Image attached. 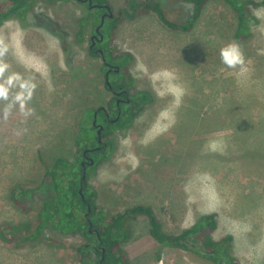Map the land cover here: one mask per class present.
Here are the masks:
<instances>
[{"label":"rangeland","instance_id":"1","mask_svg":"<svg viewBox=\"0 0 264 264\" xmlns=\"http://www.w3.org/2000/svg\"><path fill=\"white\" fill-rule=\"evenodd\" d=\"M109 1L113 11L124 4ZM162 2L173 20L192 9L180 0ZM85 7L38 0L27 26L15 20L0 26V84L7 88L0 98V229L35 222L43 194L16 202L12 188L37 187L55 157L73 158L79 118L110 98L101 57L90 55L86 39L75 34ZM251 13L252 35L240 42L233 38L235 15L220 1L206 4L187 32L169 28L154 12L118 25L113 46L133 54L134 84L154 99L128 129L108 136L111 154L87 181L107 214L149 205L168 233L215 212L214 235L233 236L240 263L264 264V6ZM232 44L243 53L235 67L221 56ZM21 92L23 109L16 100ZM126 223L128 264H212L158 245L145 216ZM84 241L51 228L30 243L0 236V264H79L76 247Z\"/></svg>","mask_w":264,"mask_h":264},{"label":"trees","instance_id":"2","mask_svg":"<svg viewBox=\"0 0 264 264\" xmlns=\"http://www.w3.org/2000/svg\"><path fill=\"white\" fill-rule=\"evenodd\" d=\"M38 0H4L0 2V26L9 20H15L22 26H27L28 16L34 11ZM56 2L60 0H43ZM191 4V12L184 20L168 18L163 8L162 0H124L123 6L113 11L111 17H105L100 32L102 40L97 42L108 62L117 66L118 72L110 73L109 83L113 89L125 86L130 92V103L121 104V113L114 123H108L101 116L97 120L104 125L102 132L103 144L92 152L94 163L85 166L83 176V149L97 145L95 127L91 124L94 108H87L79 118L75 137V152L73 158L57 156L51 165L46 168L42 180L37 187L16 185L11 190L13 199L32 198L40 192L42 200L34 223H23L18 226L3 225L0 236L7 242H36L41 239L44 229L51 228L60 233H79L84 242L76 247L79 264H128L123 244L130 237L127 225L129 218L136 215L148 219L149 234L161 246L192 251L212 264H241L233 254V236L224 234L216 237L217 214L215 212L203 213L189 226L177 233L165 232L161 222L155 216L149 205L135 204L121 212L107 214L98 208L95 203L97 192L87 181L92 169L103 163L113 149V142L108 137L115 130L128 129L133 120L143 110L144 106L152 102L154 95L149 89H140L135 86L130 64L133 54L130 51H118L113 46L118 25L124 20H134L140 16L154 12L158 19L173 30L187 32L192 29L200 18L204 7L210 1H220L230 8L236 19L234 41L240 42L252 35L251 27L255 21L251 13L252 8L264 6V0H180ZM97 4H108L109 0H93ZM85 12L78 19L76 37L82 41L86 39L90 45L88 34L95 33V27L100 23V14L105 8H89L84 4ZM112 9V8H111ZM86 34V35H85ZM88 45V53L93 56L100 54L94 52ZM65 50L67 45L61 44ZM101 70H105L103 64ZM121 82V83H120ZM109 88L108 83L104 82ZM110 107H115V100L108 101ZM110 109V108H109ZM116 111V110H115ZM89 209V210H88ZM91 224V226H90ZM96 230L97 234L93 232ZM104 251L102 252V250Z\"/></svg>","mask_w":264,"mask_h":264},{"label":"flooded vegetation","instance_id":"3","mask_svg":"<svg viewBox=\"0 0 264 264\" xmlns=\"http://www.w3.org/2000/svg\"><path fill=\"white\" fill-rule=\"evenodd\" d=\"M74 1H76V2H78L80 4H83V5L85 3H87V2H83L82 0H74ZM105 13H106V10L101 12L100 18ZM105 17H108V15L105 14L104 18ZM99 33H100V35H102L101 32H100V29H99ZM98 37H99L98 35L95 36V33H90L89 32V39L91 40V43H90V45L89 44L88 45H89V47H91V49L94 52H96L98 49H101L100 47L97 46V42L100 41ZM100 57H101V60H102L101 65H103V64L105 65L104 82L108 83V86H109V88L106 87L107 91L110 92V98L108 99V101L111 98H114L115 107H110V105L108 104V101L102 106L94 107L95 110L93 111V114H92V122H91V124L95 127L96 142L98 140V134H97L98 127L99 126L102 127V129L100 131L101 142L100 143L97 142V145H95L93 147H88V148L83 149V152H82L83 159L81 160V164H82V166L84 168L83 169V173L84 174L86 173L85 166L86 165H92L94 163V160H93L92 156H90V154L92 152L98 150L101 147V145L103 144L102 132H103V129H104V125L101 122L97 121L99 119V117L101 116V113L104 116V120L105 121H107L108 123H114L118 119V117H119V115L121 113L120 105L123 104V103L124 104H129L130 103V92L125 88V86H119L118 89H113L112 86L109 83L110 73L118 72V71H116L117 66H115V65L111 64L110 62H108L106 60V58L103 59L102 56H100ZM94 117H95V124H93ZM90 160H92L93 162L90 163ZM90 226H91V224H90ZM93 232L97 234L95 229H93Z\"/></svg>","mask_w":264,"mask_h":264},{"label":"clouds","instance_id":"4","mask_svg":"<svg viewBox=\"0 0 264 264\" xmlns=\"http://www.w3.org/2000/svg\"><path fill=\"white\" fill-rule=\"evenodd\" d=\"M221 56L223 62L229 67H235L237 64L243 63V53L240 51L238 45L235 44L229 45L227 48L222 50ZM2 71H3V66H0V73H2ZM7 84L9 86L12 85V78H9ZM21 88L26 90L28 88V85L21 84ZM0 98H4V99L7 98V88L3 84H0ZM24 99L25 96L23 92L17 94L16 100L21 102V109H23ZM212 148L213 149L216 148L215 143L212 144Z\"/></svg>","mask_w":264,"mask_h":264},{"label":"water","instance_id":"5","mask_svg":"<svg viewBox=\"0 0 264 264\" xmlns=\"http://www.w3.org/2000/svg\"><path fill=\"white\" fill-rule=\"evenodd\" d=\"M82 1H83V2H87L89 8H105V10H106V13H105V14L108 15V17H111V16L113 15V11H112L111 7H110L108 4H97V3H94L92 0H82ZM105 14H104V15H105ZM104 15L101 16V18H100V23L95 27V36L98 35V36H99L98 38H99L100 41L102 40V35H100V33H99V29H100V27H101L102 24H103V21H104ZM92 43H93V42H92ZM96 52L99 53L100 56L103 57V59H105V56H104V53H103L102 49H98ZM116 71H118V68H116ZM93 124H95V117H94ZM101 129H102V127L99 126V127H98V130H97V134H98V140H97V142H98V143L101 142V136H100V131H101ZM92 162H93V161L90 160V163H92ZM84 177H85V174H83L82 178H84ZM103 251H104V249L102 250V252H103ZM103 258H104V256L102 255V257H101V259H100V263H101V264H102V260H103Z\"/></svg>","mask_w":264,"mask_h":264}]
</instances>
